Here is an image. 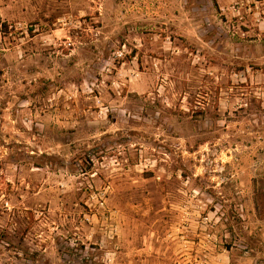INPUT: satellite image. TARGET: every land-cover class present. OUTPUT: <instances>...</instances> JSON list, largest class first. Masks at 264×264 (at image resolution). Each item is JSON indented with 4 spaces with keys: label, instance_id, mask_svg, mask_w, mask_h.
I'll use <instances>...</instances> for the list:
<instances>
[{
    "label": "rangeland",
    "instance_id": "374dc122",
    "mask_svg": "<svg viewBox=\"0 0 264 264\" xmlns=\"http://www.w3.org/2000/svg\"><path fill=\"white\" fill-rule=\"evenodd\" d=\"M0 264H264V0H0Z\"/></svg>",
    "mask_w": 264,
    "mask_h": 264
},
{
    "label": "trees",
    "instance_id": "16d2710c",
    "mask_svg": "<svg viewBox=\"0 0 264 264\" xmlns=\"http://www.w3.org/2000/svg\"><path fill=\"white\" fill-rule=\"evenodd\" d=\"M1 29H2V33H3V35H5V33H7V32H6V30H7V26H6L4 23L1 24Z\"/></svg>",
    "mask_w": 264,
    "mask_h": 264
}]
</instances>
